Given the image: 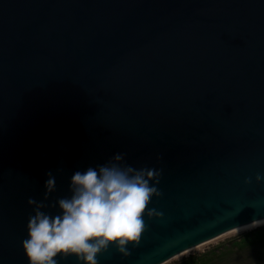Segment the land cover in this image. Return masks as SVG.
I'll return each instance as SVG.
<instances>
[{
	"label": "water",
	"instance_id": "water-1",
	"mask_svg": "<svg viewBox=\"0 0 264 264\" xmlns=\"http://www.w3.org/2000/svg\"><path fill=\"white\" fill-rule=\"evenodd\" d=\"M117 153L153 171L159 215L98 264L264 220V0H0V264H28L29 198L57 214L73 172Z\"/></svg>",
	"mask_w": 264,
	"mask_h": 264
},
{
	"label": "clouds",
	"instance_id": "clouds-1",
	"mask_svg": "<svg viewBox=\"0 0 264 264\" xmlns=\"http://www.w3.org/2000/svg\"><path fill=\"white\" fill-rule=\"evenodd\" d=\"M123 158L117 153L105 164L74 171L71 194L51 205L59 209L57 214L43 211L47 205L29 198L34 214L22 241L28 264H60L68 257H74L76 264H98L97 255L110 245L129 255L128 246L137 244L144 230L145 214L159 215L148 207L159 191L152 170L122 165ZM45 175L50 193L55 178L51 172ZM261 179L257 174L256 180Z\"/></svg>",
	"mask_w": 264,
	"mask_h": 264
},
{
	"label": "rangeland",
	"instance_id": "rangeland-1",
	"mask_svg": "<svg viewBox=\"0 0 264 264\" xmlns=\"http://www.w3.org/2000/svg\"><path fill=\"white\" fill-rule=\"evenodd\" d=\"M262 226L224 234L165 264H264V232H254Z\"/></svg>",
	"mask_w": 264,
	"mask_h": 264
},
{
	"label": "bare ground",
	"instance_id": "bare-ground-1",
	"mask_svg": "<svg viewBox=\"0 0 264 264\" xmlns=\"http://www.w3.org/2000/svg\"><path fill=\"white\" fill-rule=\"evenodd\" d=\"M264 224V220H260V221H257L255 223H252V224H248V225H245V226H242V227H239V228H236L226 234H231V233H235V232H241V231H244V230H248V229H251L253 228L254 226H259V225H262ZM203 245V244H202ZM199 247V246H198ZM197 248V247H196ZM187 252V251H186ZM185 253V252H184ZM183 254V253H182ZM181 255V254H180ZM179 256V255H178Z\"/></svg>",
	"mask_w": 264,
	"mask_h": 264
},
{
	"label": "trees",
	"instance_id": "trees-1",
	"mask_svg": "<svg viewBox=\"0 0 264 264\" xmlns=\"http://www.w3.org/2000/svg\"><path fill=\"white\" fill-rule=\"evenodd\" d=\"M254 232H255V233H261V232H264V226L257 228Z\"/></svg>",
	"mask_w": 264,
	"mask_h": 264
}]
</instances>
